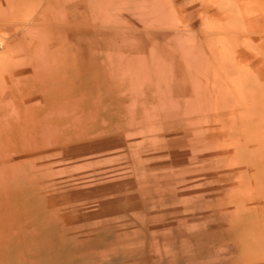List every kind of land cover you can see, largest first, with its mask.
Wrapping results in <instances>:
<instances>
[{
  "label": "bare ground",
  "instance_id": "1",
  "mask_svg": "<svg viewBox=\"0 0 264 264\" xmlns=\"http://www.w3.org/2000/svg\"><path fill=\"white\" fill-rule=\"evenodd\" d=\"M117 2L0 0V52L11 47L0 54L7 78L0 81V142L20 132L33 147L46 145V156L57 148L65 158L71 148L91 146L88 195L103 198L97 207H118L129 194L127 208H96L93 218L67 207L74 200L65 193L58 223L41 207L30 223L29 207L9 201L5 218L19 216L24 225L3 236L0 224V258L6 251L13 260L25 257L30 249L11 253L12 243L46 230L58 247L56 264L141 259L145 243L156 256L143 264H264V63L254 66L264 62V49L256 57L243 46L254 20L241 29L242 49H227L230 37L219 39L220 29L216 44L204 48L195 26L207 15L203 7L127 0L124 13ZM72 95L80 105L47 118L52 128L35 129L21 112L30 98L53 106ZM81 106L88 125L72 135L63 124ZM62 182L63 191L70 188ZM130 207H142L141 217ZM46 248L36 246L31 257Z\"/></svg>",
  "mask_w": 264,
  "mask_h": 264
},
{
  "label": "rangeland",
  "instance_id": "2",
  "mask_svg": "<svg viewBox=\"0 0 264 264\" xmlns=\"http://www.w3.org/2000/svg\"><path fill=\"white\" fill-rule=\"evenodd\" d=\"M206 1L208 0H204V1L184 0V2L195 3L194 5L196 7L201 6L203 7V10L205 9V11H207V15L205 19L202 21L198 20V22L195 24L196 29L202 27L201 28L202 33H199V37L201 36L207 37V35H208L207 38L212 37L211 39L202 37L201 40H204L202 42L204 43L203 45L204 48H207L211 44L213 45L216 44L217 37L216 35L213 34V31L215 29H220L221 34L220 37L218 36L219 39L230 37L228 38L229 40L227 43L228 45L225 43L226 44L225 47L227 49H234V50H239V48L242 49V40H243L242 37H244L243 35L244 23L246 24L254 20L253 21L254 28L252 29V33L245 36L249 38L248 40L250 44L246 43L243 46L246 48V50H249L251 54H253L254 56L256 55L257 57L260 54L261 50L264 49V32H263L264 31V0H252V1L251 0L250 1L209 0L210 2L209 1L206 2ZM227 2H229V5ZM231 2H233L234 5H232L233 3ZM251 2L252 3L254 2L253 5H251L252 4ZM117 3L121 11H123L124 13H129V10L127 12V8H128L127 0H118ZM228 6L231 8H229ZM226 7H228L227 11H226ZM125 9L126 11H124ZM216 10H218L219 12L215 13ZM234 10H236V12ZM2 11L0 9V13ZM150 11H151L150 12L151 15L156 14V12L154 13L152 12L153 10ZM244 11L247 13H245ZM251 11L252 12L254 11V13H252ZM130 15L131 14H128V16ZM230 15L231 17H229ZM227 19L228 22H230V24L227 23ZM200 22L202 23L200 24ZM233 23H235L236 29ZM226 24L228 25L226 26ZM241 25L243 28L241 27ZM228 27H231L232 30L231 28L230 30H226L229 29ZM241 29L243 32L241 31ZM228 31H231L229 32L231 33L230 36L229 34L224 35V33ZM239 39L242 40L240 41ZM10 50L11 47L1 51L0 54L4 53L3 55H6L10 52ZM242 58L245 59L248 58V56L243 55ZM242 58L241 60H243ZM241 60L240 62L238 61L236 62L238 63L236 64L237 67L242 66L245 63L242 62ZM262 63L264 62H259V60H257L254 63V66L258 67L262 65ZM2 64L3 61H0V76H1L0 81L7 79L5 77L6 74L3 72V69L1 67ZM48 99L49 98L42 99L41 103L39 102L40 100L38 101V99L35 97L30 98V100L27 101L28 102L27 107L26 108L23 107L21 112L22 114L27 115L26 117H27L28 125H30L31 123L30 126L34 127L35 129L38 128L40 129L42 128V126L39 125L38 123H44L43 127H45L46 125V127L52 128L54 124L48 123L47 118L55 120L57 115L65 111L64 109L67 106L72 105V107H74L77 104L80 105L79 103L80 100H78V97L76 95L75 97L72 95L71 97H67V98L66 97L60 99L57 98L55 99L53 106L49 104ZM37 101L41 104L40 106H36L35 102L37 103ZM87 112L88 109L83 108L81 106V107H77L76 110H74L72 113H69L66 116V122L63 125H65L66 128L68 129L69 131L68 133L75 135L78 132V128H80L82 125H88ZM47 115H49V117H47ZM17 133H18L17 138H14L12 142L10 141V144L7 141L0 142V224H1V228L3 227V232H1L3 236L7 235L9 228H12V232H14L17 229L23 227L24 225V221L20 220L19 216L13 222L5 218V213H6L5 211L7 208L6 205L7 202L9 203V201H13L15 207H29L28 210H30L29 212L31 213V217H32L31 220L30 219L28 220L30 223L31 221L33 223L37 222L36 212L38 210L34 207H41V209L43 208L42 211L47 213L48 215L47 217H49L48 219H50L51 221H55L57 223L60 222L61 220L60 215L61 212L63 211V207H65V205L63 204L64 202L62 200L63 194L65 193H67L66 195H68L67 197L70 200L72 199L74 200L72 204L67 205V207H70L71 209H75L77 213L79 212L81 216H85V217L92 215V217L94 218V211L96 208L97 209L99 208L100 210H102L101 208H103L104 212H108L109 210H112L113 212H116L118 210L121 212L123 208H127L125 206L128 200L127 195L129 194H126V192H123L124 195L122 196L123 198H121L118 207H97V204L100 201H102L103 198L95 199L94 196L88 195L89 193H91L90 179L94 170V165H96L94 156L93 154L91 155L92 153L91 150L93 147L88 145L86 146V144H83L71 148L70 149L71 151L68 154V158H65L64 154L62 152L60 153L59 149L53 148L51 149L52 154L46 156L45 154H49L47 153L49 148H47L46 145L40 143L36 147H33V144L26 142L25 139L23 141L20 132ZM86 152L90 154L86 155ZM62 175L63 177L65 176V178H63ZM62 179L65 180L67 179L68 181H70L69 189L63 191ZM8 188H11L9 192H8ZM130 208L134 213L133 215H135L136 217H141L142 215L141 212L143 210L142 207H130ZM161 208L163 207H159V209ZM161 214L163 215L164 212L160 211L159 213H157V216ZM176 214H179V212L167 216H174ZM128 216L129 214L126 215V217ZM75 217L80 218L79 216L78 217L75 216ZM7 225L10 226L7 227ZM71 225L73 227L72 229H75V227L77 226V222L71 223ZM28 229L30 230V228ZM49 241L50 239L46 233V230H44L42 232H39L38 236L33 237L31 235L29 238L25 240V243H23L22 245L16 244L15 246V244L12 243L13 248H11V253L14 252V250L16 252L24 250L25 247L27 249H30L29 252L32 253L36 246H42L44 243H45V247L47 248L43 255H39L38 257L34 258L31 257L30 253H28L27 255H25V257L24 256L20 257L18 260H13L10 257V255L6 253L7 252L6 251L0 258V264H25V263L26 264H56L59 261L58 247L57 244L49 243ZM10 245L11 243L9 242L6 244V247ZM49 246L52 247L51 250H49ZM145 246L146 247L145 250H143V255L141 259L134 258L133 260H131L132 258L131 259L124 258L115 264H143L153 261L155 259L156 254L149 252V250H147L148 245L146 243ZM72 252L73 250L71 251V253ZM192 255H194V258H198L199 253H194V254L192 253ZM182 258H186V257L183 256ZM168 260L169 258L167 259V261ZM179 261L180 259L176 260V262Z\"/></svg>",
  "mask_w": 264,
  "mask_h": 264
},
{
  "label": "crops",
  "instance_id": "3",
  "mask_svg": "<svg viewBox=\"0 0 264 264\" xmlns=\"http://www.w3.org/2000/svg\"><path fill=\"white\" fill-rule=\"evenodd\" d=\"M67 98V97H66Z\"/></svg>",
  "mask_w": 264,
  "mask_h": 264
}]
</instances>
